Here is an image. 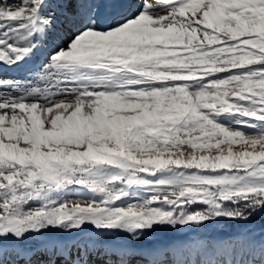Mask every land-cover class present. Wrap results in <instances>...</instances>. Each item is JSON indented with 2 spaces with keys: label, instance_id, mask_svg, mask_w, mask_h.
Here are the masks:
<instances>
[{
  "label": "snow or ice",
  "instance_id": "1",
  "mask_svg": "<svg viewBox=\"0 0 264 264\" xmlns=\"http://www.w3.org/2000/svg\"><path fill=\"white\" fill-rule=\"evenodd\" d=\"M0 264H264V0H0Z\"/></svg>",
  "mask_w": 264,
  "mask_h": 264
}]
</instances>
